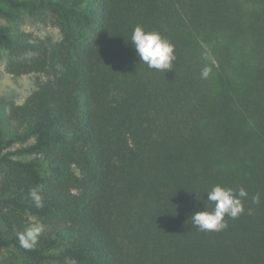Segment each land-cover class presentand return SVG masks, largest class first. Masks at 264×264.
Here are the masks:
<instances>
[{
    "label": "trees",
    "instance_id": "1",
    "mask_svg": "<svg viewBox=\"0 0 264 264\" xmlns=\"http://www.w3.org/2000/svg\"><path fill=\"white\" fill-rule=\"evenodd\" d=\"M0 20L4 71L49 73L0 98V264H264V0H0ZM136 25L172 69L139 61ZM214 185L244 211L200 231Z\"/></svg>",
    "mask_w": 264,
    "mask_h": 264
},
{
    "label": "clouds",
    "instance_id": "2",
    "mask_svg": "<svg viewBox=\"0 0 264 264\" xmlns=\"http://www.w3.org/2000/svg\"><path fill=\"white\" fill-rule=\"evenodd\" d=\"M134 47L139 61L144 62L147 67L159 71H168L173 67L176 59L174 46L156 31H147L142 26L136 25L130 35L129 41ZM210 69L205 68L201 71V77L207 79ZM206 200L214 206L211 210L196 211L191 215L192 224L200 231H221L227 227L224 217L237 218L243 213L244 208L241 198L247 196L244 188L234 191L232 188L221 185H214L206 192ZM34 195V194H33ZM253 203H259V196H253ZM37 206H40L39 198L36 197ZM251 214V210H249ZM41 229L30 228L25 234L19 236L23 247H31Z\"/></svg>",
    "mask_w": 264,
    "mask_h": 264
},
{
    "label": "rangeland",
    "instance_id": "3",
    "mask_svg": "<svg viewBox=\"0 0 264 264\" xmlns=\"http://www.w3.org/2000/svg\"><path fill=\"white\" fill-rule=\"evenodd\" d=\"M4 21L0 20V24H3ZM21 26L32 29V25L29 23L28 19H23L20 23ZM38 34L48 43L52 53L54 55L55 51L58 48V45L62 39L61 30L58 27L49 26L42 30L38 31ZM6 57V52L0 49V98H2L6 106L9 108L10 105H17L24 102L26 97L39 85V83L47 80L49 73L44 74H29L21 76H13L6 73L3 69L4 60ZM53 60H55L52 57ZM53 64V63H52ZM56 66V62H55ZM5 110V109H4ZM5 137L11 138L14 134L19 133L25 134V130L17 131L13 126L4 127ZM31 139L25 140V142H30ZM19 142L14 143L12 148H15L19 145Z\"/></svg>",
    "mask_w": 264,
    "mask_h": 264
}]
</instances>
